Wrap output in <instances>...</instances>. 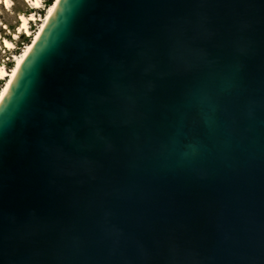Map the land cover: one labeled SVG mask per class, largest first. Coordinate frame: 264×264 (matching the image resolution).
<instances>
[{"label":"water","instance_id":"water-1","mask_svg":"<svg viewBox=\"0 0 264 264\" xmlns=\"http://www.w3.org/2000/svg\"><path fill=\"white\" fill-rule=\"evenodd\" d=\"M0 264H264V0H57L0 100Z\"/></svg>","mask_w":264,"mask_h":264},{"label":"rangeland","instance_id":"rangeland-1","mask_svg":"<svg viewBox=\"0 0 264 264\" xmlns=\"http://www.w3.org/2000/svg\"><path fill=\"white\" fill-rule=\"evenodd\" d=\"M13 6L8 10L5 5H0V65L5 66L7 70H11L14 66V56L20 54L25 46L32 40L31 36L22 34L20 38L15 39V34L18 32L20 24L19 15H29L32 12L37 14L38 18L45 17L47 8L54 0H42L43 6L41 9L34 10L30 7L26 0H12ZM41 20L34 21L30 25L31 33L34 34L41 25ZM8 39L15 44V49L6 51L3 40ZM5 81L0 80V88Z\"/></svg>","mask_w":264,"mask_h":264},{"label":"bare ground","instance_id":"bare-ground-1","mask_svg":"<svg viewBox=\"0 0 264 264\" xmlns=\"http://www.w3.org/2000/svg\"><path fill=\"white\" fill-rule=\"evenodd\" d=\"M27 3L30 5V7L34 10H38L41 9L43 6V1L42 0H26ZM57 0H54L53 3L47 8V13L45 15V17H41L38 18L37 14H35L34 12H32L29 15H25V14H20L19 15V21L20 24L18 26V32L15 34V39L20 38V35L25 34L28 36L32 37V40L30 41V43H28L25 48L23 49V51L14 56V66L11 68V70H7V68L5 66H1L0 65V80L5 81L4 85L0 88V100L2 99V97L4 96L6 90L8 89L11 81L13 80L16 72L18 71L21 63L23 62L26 54L28 53L30 47L32 46L35 38L37 37L40 29L42 28L45 20L47 19L50 11L52 10L55 2ZM5 5V7L10 10L13 6V1L12 0H0V5ZM41 20V25L40 27H38L39 29L32 34L31 33V29H30V25L32 22L34 21H38ZM3 44H4V48L6 49V51H11L14 50L15 44L13 42H11L8 39H4L3 40Z\"/></svg>","mask_w":264,"mask_h":264},{"label":"trees","instance_id":"trees-1","mask_svg":"<svg viewBox=\"0 0 264 264\" xmlns=\"http://www.w3.org/2000/svg\"><path fill=\"white\" fill-rule=\"evenodd\" d=\"M50 5H51V3H50Z\"/></svg>","mask_w":264,"mask_h":264}]
</instances>
